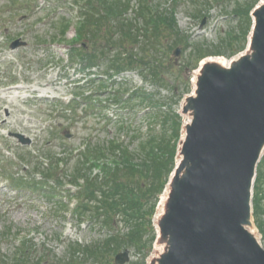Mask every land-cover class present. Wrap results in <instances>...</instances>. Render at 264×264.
Wrapping results in <instances>:
<instances>
[{"label":"rangeland","instance_id":"obj_1","mask_svg":"<svg viewBox=\"0 0 264 264\" xmlns=\"http://www.w3.org/2000/svg\"><path fill=\"white\" fill-rule=\"evenodd\" d=\"M126 1L128 18L142 30L144 25L134 22L140 0ZM250 1L155 0L163 9H174L179 43L173 34L155 42L144 38L134 46L126 41V51L138 58L133 56L125 64L116 54L117 47H104L103 40L118 41L112 38L116 35L111 25L100 29L102 42L97 48L80 49L88 44L87 34L79 37L78 29H85L79 26L89 0H0V264H98V259L83 254L105 241L98 228V202L89 199L98 197V186L86 191L70 184L77 180V167L89 181L98 177L99 109L107 108L110 114L117 109L110 103L106 108L98 105L101 99L107 100V84L98 86L105 85L104 79L112 84L107 75L98 79V73L113 72L112 79L124 82L126 78L131 87L155 89L170 111L181 112L183 94L195 86L200 53L228 64L238 56L230 54L229 34L245 24L246 15L238 14L235 7L242 2L247 9ZM15 40L26 43L12 48ZM66 44L75 48L71 58ZM179 47L182 51L175 56ZM92 54L96 63L88 67L83 61ZM114 64L123 66L117 75ZM150 72L157 74V81ZM77 93L82 97L74 98ZM182 118L186 122L189 117L182 114ZM17 133L30 143L21 142ZM257 169L254 225L264 246V153ZM76 197L83 200L75 212L94 221L82 224L85 219L72 215ZM120 244L112 251L113 264L125 249L130 250L126 264H149L163 249L154 244L145 257L143 249Z\"/></svg>","mask_w":264,"mask_h":264},{"label":"water","instance_id":"obj_2","mask_svg":"<svg viewBox=\"0 0 264 264\" xmlns=\"http://www.w3.org/2000/svg\"><path fill=\"white\" fill-rule=\"evenodd\" d=\"M252 15L246 52L228 65L203 63L186 97L183 114L191 120L157 218L163 251L150 264H264L252 207L264 152V2ZM129 253H118L116 264L128 262Z\"/></svg>","mask_w":264,"mask_h":264},{"label":"trees","instance_id":"obj_3","mask_svg":"<svg viewBox=\"0 0 264 264\" xmlns=\"http://www.w3.org/2000/svg\"><path fill=\"white\" fill-rule=\"evenodd\" d=\"M195 1L212 4L227 0ZM139 2L136 10L138 18H135L134 22L141 24V28L142 24L144 25L140 31H138L139 27L133 24V19L128 18L129 1L89 0L85 8L86 16L79 26V28L85 26V29H78L79 37L87 34L88 44L81 45L80 49L97 48L102 42L100 29H106L110 25L116 35L112 38L118 41L108 43L103 40L107 43L104 47H117L116 54H119V59L125 64H128V60L130 61L133 56L138 58L132 51H126V46L123 45L126 41L134 46L144 38L148 41H156L161 36L173 34L176 37V43H179L180 34L174 9L171 11L163 9L155 4V0ZM259 2L260 0H251L247 3V9L240 4L242 2L235 7L236 12L246 15V18L243 26H239L229 34L231 55L246 49L253 25L250 13ZM90 4H92L91 8ZM67 32L68 30L65 31L64 36ZM140 32L142 34L139 35ZM150 52L154 54L153 51ZM213 54L221 55L222 52ZM94 56L96 55L92 54L90 58L84 60V64L88 67L95 64ZM206 56V53H200L199 61ZM114 66L117 67L116 72L123 67L114 64L113 69ZM108 73L107 71L106 74L112 78V74ZM150 74L152 79L157 81V74L153 72ZM101 78L98 74V79L102 80ZM112 82L110 88L100 85V87L108 88V91H104L107 100L101 99L98 105L106 108L110 103L117 109L111 114L106 112L107 108L99 109L98 177L89 181L82 174L79 175L82 168L77 167V180L70 182L80 186L81 190L83 187L86 188V191L98 186L96 189L98 197L93 195L89 199L92 202H98L96 207L98 208V228L102 232L100 235H104L105 241L101 240L100 244L95 245V249L83 251V254L98 259V264H113L112 251L115 252L122 247L120 243L131 244L138 251L143 249L146 251L145 257L148 250L150 253L157 237L154 221L158 204L178 163V148L184 123L180 113L177 110L170 111L167 102L159 98L161 94L159 91L142 89L130 91L128 82ZM189 91L187 88L185 93ZM77 198L79 201L83 200V197ZM256 213H258L257 210L254 211V215H257ZM257 225L263 229L260 222ZM118 238L123 242L118 241ZM127 244L123 245L128 246ZM78 249L76 248L75 252ZM17 262H21V257Z\"/></svg>","mask_w":264,"mask_h":264},{"label":"bare ground","instance_id":"obj_4","mask_svg":"<svg viewBox=\"0 0 264 264\" xmlns=\"http://www.w3.org/2000/svg\"><path fill=\"white\" fill-rule=\"evenodd\" d=\"M208 60H218V61H221L223 63H225L226 65H228V63H226L225 61L221 60V59H218V58H214V57H208L205 59V61H208ZM198 71L195 72V74L197 75ZM195 80V79H194ZM12 88V87H11ZM10 89V88H9ZM7 92H12L11 90L7 91ZM189 120V119H188ZM165 199V197H164ZM163 211V203H161L160 207H159V213H161Z\"/></svg>","mask_w":264,"mask_h":264}]
</instances>
